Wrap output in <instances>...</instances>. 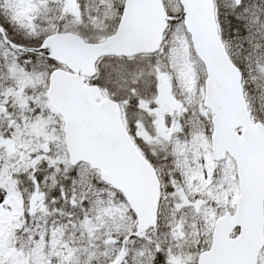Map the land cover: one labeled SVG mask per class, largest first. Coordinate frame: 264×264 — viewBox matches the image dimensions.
I'll return each instance as SVG.
<instances>
[{"label":"snow or ice","instance_id":"snow-or-ice-1","mask_svg":"<svg viewBox=\"0 0 264 264\" xmlns=\"http://www.w3.org/2000/svg\"><path fill=\"white\" fill-rule=\"evenodd\" d=\"M0 264H264V0H0Z\"/></svg>","mask_w":264,"mask_h":264}]
</instances>
